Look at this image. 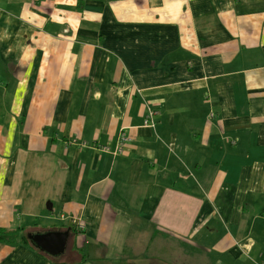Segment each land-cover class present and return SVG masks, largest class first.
Segmentation results:
<instances>
[{
	"label": "crops",
	"instance_id": "crops-1",
	"mask_svg": "<svg viewBox=\"0 0 264 264\" xmlns=\"http://www.w3.org/2000/svg\"><path fill=\"white\" fill-rule=\"evenodd\" d=\"M2 228H71L58 261L264 263V0H0Z\"/></svg>",
	"mask_w": 264,
	"mask_h": 264
},
{
	"label": "water",
	"instance_id": "water-1",
	"mask_svg": "<svg viewBox=\"0 0 264 264\" xmlns=\"http://www.w3.org/2000/svg\"><path fill=\"white\" fill-rule=\"evenodd\" d=\"M70 232L71 228H67L65 231L28 234L27 238L40 252L49 257H58L66 249Z\"/></svg>",
	"mask_w": 264,
	"mask_h": 264
},
{
	"label": "trees",
	"instance_id": "trees-1",
	"mask_svg": "<svg viewBox=\"0 0 264 264\" xmlns=\"http://www.w3.org/2000/svg\"><path fill=\"white\" fill-rule=\"evenodd\" d=\"M27 233L23 228H16V229H0V243H3L8 246H15L17 244H24L30 247V249L37 251L39 254L43 255L44 257L48 258L50 261H52L53 264H81L84 260L83 255L80 253L79 250L74 249V252L77 254L78 258H74L73 255L69 260L66 261H58L55 260L57 258H52L44 253L40 252L38 249H36L32 243L27 238ZM134 264V263H129Z\"/></svg>",
	"mask_w": 264,
	"mask_h": 264
},
{
	"label": "built area",
	"instance_id": "built-area-1",
	"mask_svg": "<svg viewBox=\"0 0 264 264\" xmlns=\"http://www.w3.org/2000/svg\"><path fill=\"white\" fill-rule=\"evenodd\" d=\"M154 115H155L154 112L148 111V114H147L145 122H144L146 126H148L150 128L154 127V125H155ZM210 117H212V115H210ZM125 141H126L125 135L123 133H120L119 137H118V142H117V146H116V149H115V153H121L122 152V149H123V146L125 144ZM60 218L64 219L63 216H61ZM70 221H71V223L73 225H77L80 230L83 229L82 225L78 224L79 222H77L76 219L71 218ZM258 264H264V263L262 262V263H258Z\"/></svg>",
	"mask_w": 264,
	"mask_h": 264
},
{
	"label": "rangeland",
	"instance_id": "rangeland-1",
	"mask_svg": "<svg viewBox=\"0 0 264 264\" xmlns=\"http://www.w3.org/2000/svg\"><path fill=\"white\" fill-rule=\"evenodd\" d=\"M56 224V223H55Z\"/></svg>",
	"mask_w": 264,
	"mask_h": 264
}]
</instances>
